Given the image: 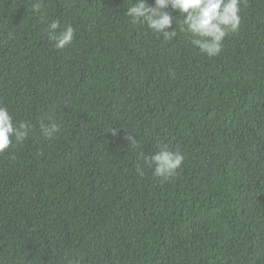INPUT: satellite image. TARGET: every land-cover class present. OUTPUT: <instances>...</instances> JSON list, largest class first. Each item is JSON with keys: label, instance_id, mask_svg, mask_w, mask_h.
<instances>
[{"label": "trees", "instance_id": "16d2710c", "mask_svg": "<svg viewBox=\"0 0 264 264\" xmlns=\"http://www.w3.org/2000/svg\"><path fill=\"white\" fill-rule=\"evenodd\" d=\"M36 2L0 0V104L33 126L0 153V264H264V0L212 57L132 0ZM158 143L184 155L168 180L140 156Z\"/></svg>", "mask_w": 264, "mask_h": 264}, {"label": "clouds", "instance_id": "9594fccd", "mask_svg": "<svg viewBox=\"0 0 264 264\" xmlns=\"http://www.w3.org/2000/svg\"><path fill=\"white\" fill-rule=\"evenodd\" d=\"M242 0H132L124 13L133 24L145 25L148 29L162 35L165 41L177 36L180 32L190 34L191 44L208 57L218 55L224 39L239 31L241 24ZM39 11L40 0L33 5ZM171 8L180 14L178 24L167 9ZM175 23V27H172ZM170 29V30H169ZM75 29L68 24L61 27L60 22L52 20L48 24V39L54 42L57 49H62L73 43ZM39 131L45 138L52 137L58 131V124L51 117L39 121ZM32 124L21 121L14 122L9 107L0 104V153L10 149L13 142L21 143L28 136ZM129 144L138 147L135 137H128ZM143 163L151 169L152 175L162 180L174 177L184 161V155L179 150H171L167 144L158 143V150L150 155L140 153ZM137 171H143L137 166ZM82 256L74 253L67 259V264H82Z\"/></svg>", "mask_w": 264, "mask_h": 264}]
</instances>
